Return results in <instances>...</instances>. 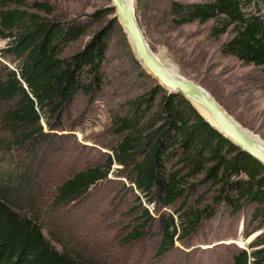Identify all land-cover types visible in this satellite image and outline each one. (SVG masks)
Wrapping results in <instances>:
<instances>
[{
    "label": "rangeland",
    "instance_id": "1",
    "mask_svg": "<svg viewBox=\"0 0 264 264\" xmlns=\"http://www.w3.org/2000/svg\"><path fill=\"white\" fill-rule=\"evenodd\" d=\"M185 5L202 0H133L138 23L155 55L163 66L205 88L224 109L246 130L258 137L264 146V74L263 68L248 66L235 57L222 54V47L234 35L232 28L215 37L213 29L221 27L224 17L205 23L178 25L172 13V3ZM24 6L12 9L60 22L83 21L85 35L71 43L63 58L83 51L94 37L106 31V52L92 92L83 86L64 106L59 115L50 118L51 126L43 121L46 136L30 148L17 150L12 158L28 163L35 187L32 207L15 198L21 214L33 215L44 235L59 252L77 254L88 264H233L238 248H248L264 231H256L258 223L251 221L254 207L247 206L231 216L224 202H216L220 186L208 182L204 175L189 181L196 185L189 207L211 212L191 237L176 238V248L157 257L162 228L184 199L174 207H164L156 197L149 204L131 183L130 167L113 165L109 178L93 187L83 199L60 207L53 205L57 189L79 172L95 166H105L112 148L121 140L116 119L129 113L130 103L156 95L151 108L160 107L164 92L157 81L136 59L128 36L110 0H25ZM45 5L38 10L36 5ZM247 15L264 17V0H245ZM49 11V12H48ZM10 39L0 40V50L7 49ZM8 66L17 63L6 58ZM4 61V60H1ZM10 61V62H9ZM5 62V61H4ZM83 85L93 80L88 74ZM167 91V90H165ZM168 92V91H167ZM148 109V107H145ZM50 115V114H48ZM10 136V133H2ZM26 148V149H25ZM0 151V171L4 166ZM175 160L167 165L169 171ZM143 207H140V202ZM17 207V206H16ZM138 209V210H137ZM144 209L154 217L145 235L129 242L128 236L144 220ZM253 231L250 237H248Z\"/></svg>",
    "mask_w": 264,
    "mask_h": 264
},
{
    "label": "trees",
    "instance_id": "2",
    "mask_svg": "<svg viewBox=\"0 0 264 264\" xmlns=\"http://www.w3.org/2000/svg\"><path fill=\"white\" fill-rule=\"evenodd\" d=\"M202 1L172 3L176 23H205L224 17L213 35L220 36L229 28L234 35L223 45L222 54L263 68L264 74V17L247 15L243 10L245 0ZM25 4V0H0V40L12 42L0 50V151L5 154L4 166H8L0 171V264H88L81 262L78 253L56 250L38 219L19 212L22 196L23 202L32 207L35 183L28 163H19L12 155L46 136L43 121L50 127V118L59 115L83 86L90 93L100 84L106 31L98 33L83 51L63 58L68 46L85 35L86 24L80 20H49L12 9ZM36 6L46 11L45 5ZM8 57L16 67L8 66ZM86 74L93 80L89 85H83ZM158 90L164 92L158 110L150 111L156 99L153 92L145 101L131 102L129 113L116 119L122 140L112 148L108 163L88 168L64 182L57 189L53 205L60 207L83 199L109 178L117 164L131 168L128 178L149 204L158 197L164 207L172 208L184 199L174 211L179 223L171 215L163 224L157 257L175 249L177 237L183 241L195 234L211 212V207L199 212L188 205L196 188L189 181L200 175L220 186L216 202H224L232 217L247 206L254 207L251 221L258 223L256 231L261 229L264 165L206 122L183 95L169 93L161 85ZM5 132L10 136H2ZM139 202L138 209L143 207L140 198ZM142 216L144 221L128 236L129 242L141 239L154 220L148 209ZM233 264H264V231L248 248H238Z\"/></svg>",
    "mask_w": 264,
    "mask_h": 264
},
{
    "label": "water",
    "instance_id": "3",
    "mask_svg": "<svg viewBox=\"0 0 264 264\" xmlns=\"http://www.w3.org/2000/svg\"><path fill=\"white\" fill-rule=\"evenodd\" d=\"M110 9L116 11L115 20H119L128 36L136 59L144 69L152 75L169 93L181 94L198 113L224 137L232 141L242 151L264 165V146L261 145L248 130L242 126L224 109V107L201 85L185 77L176 76L163 66L147 43L146 37L138 23L134 8L124 0H111ZM133 6V5H132ZM177 71V68L173 66ZM178 72V71H177ZM194 99L210 115L213 122L207 119L193 104ZM259 236V233L254 236Z\"/></svg>",
    "mask_w": 264,
    "mask_h": 264
},
{
    "label": "bare ground",
    "instance_id": "4",
    "mask_svg": "<svg viewBox=\"0 0 264 264\" xmlns=\"http://www.w3.org/2000/svg\"><path fill=\"white\" fill-rule=\"evenodd\" d=\"M111 1V0H110ZM125 1V3H127L129 6H131V7H133L132 5H133V0H124ZM111 3H112V1H111ZM113 5V4H112ZM175 70V69H174ZM167 71H169L170 73H172V74H174V75H176V76H181L176 70H175V72L176 73H174V72H172V71H170V70H168L167 69ZM192 102H193V104L196 106V105H198V106H200L194 99H192ZM201 107V106H200ZM196 108H197V106H196ZM202 108V107H201ZM198 109V108H197ZM202 110H203V112H204V114L206 115H204L207 119H209L211 122H213V120H212V118L210 117V115L206 112V110L205 109H203L202 108ZM243 128V127H242ZM255 138H256V140L258 139V137L257 136H255ZM258 141V140H257ZM259 142V141H258ZM260 143V142H259ZM261 144V143H260ZM262 145V144H261Z\"/></svg>",
    "mask_w": 264,
    "mask_h": 264
}]
</instances>
